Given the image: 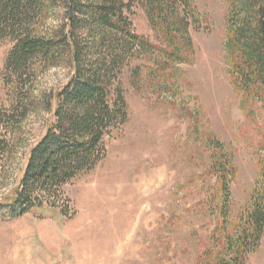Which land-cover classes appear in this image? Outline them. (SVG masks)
<instances>
[{
    "label": "rangeland",
    "instance_id": "rangeland-1",
    "mask_svg": "<svg viewBox=\"0 0 264 264\" xmlns=\"http://www.w3.org/2000/svg\"><path fill=\"white\" fill-rule=\"evenodd\" d=\"M194 3L201 23L190 31L191 59L167 61L143 47L126 59L118 81L127 118L111 129L106 156L63 187L56 210L0 216V264H199L207 250L224 247V239H211L223 218L227 235L245 227L251 200L264 189V104L232 83L227 0ZM48 5L29 23L46 36L63 11L57 0ZM131 20L135 35L165 47L138 2ZM14 44L0 38V200L56 121L51 96L71 74L65 62L36 59L17 71L8 62ZM224 159L236 175L223 186L214 166ZM261 235L245 264H264Z\"/></svg>",
    "mask_w": 264,
    "mask_h": 264
},
{
    "label": "trees",
    "instance_id": "trees-1",
    "mask_svg": "<svg viewBox=\"0 0 264 264\" xmlns=\"http://www.w3.org/2000/svg\"><path fill=\"white\" fill-rule=\"evenodd\" d=\"M50 1L0 0V38L15 40L9 64L21 71L35 59L65 62L71 72L51 96L56 121L31 146L18 183L0 200V216L5 219L32 210L42 216L56 210V196L79 174L100 163L107 153L105 141L111 129L127 118V103L118 81L126 59L143 47L159 51L167 61H188L194 53L190 31L201 23L194 0H57L63 9L61 22L58 30L46 36L30 28V13L39 8V15L46 14ZM136 2L145 7L148 21L164 38L165 47L135 35L131 14ZM227 3L225 49L232 83L242 96L264 104V0ZM1 126L0 121V130ZM3 144L0 140V154ZM214 167L222 174L223 186L236 175L235 164L229 160ZM261 173L264 175V164ZM251 206L240 232L225 234L227 220L223 218L211 239L216 245L224 239V247L207 250L199 264H245L264 230V189L251 200Z\"/></svg>",
    "mask_w": 264,
    "mask_h": 264
}]
</instances>
